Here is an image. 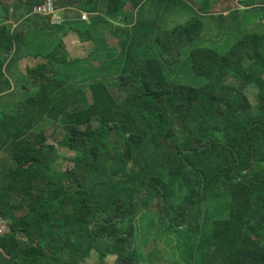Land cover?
<instances>
[{
	"label": "trees",
	"instance_id": "1",
	"mask_svg": "<svg viewBox=\"0 0 264 264\" xmlns=\"http://www.w3.org/2000/svg\"><path fill=\"white\" fill-rule=\"evenodd\" d=\"M42 2L0 0L11 10L0 19V97L12 90L10 62L34 43L44 58L27 69L18 104L0 113V215L10 225L0 264H83L93 254L115 264H264V32L224 55L192 50L200 87L175 84L164 70L202 34L198 17L157 36L158 57L129 45L113 78L108 55L95 73L76 71L97 77L72 80L69 65L79 61L55 34L66 21L35 31L36 42L8 22ZM124 2L58 6L80 9L79 18L104 6L114 19ZM59 147L74 152L65 170Z\"/></svg>",
	"mask_w": 264,
	"mask_h": 264
},
{
	"label": "rangeland",
	"instance_id": "2",
	"mask_svg": "<svg viewBox=\"0 0 264 264\" xmlns=\"http://www.w3.org/2000/svg\"><path fill=\"white\" fill-rule=\"evenodd\" d=\"M175 3L172 2V0H146L144 3H139L138 6H135L136 1L135 0H127V2H124L121 9V16H118L117 18H109L107 17L102 10L103 7H98V9H95L94 7L88 8V14L87 19L84 20L86 22L80 21V28H77L74 24H72L73 29L86 32L92 40L95 41V46H102L103 50L100 53L98 50H95L93 55H90V58L95 61V65L98 63V58L100 57H107L108 55H112L111 58L105 60L106 62L111 60V62L115 65H125L126 64V47L127 46H133L135 49V52H137V56H145V55H151L158 57L160 52L158 50V47L156 45V38L159 36L162 32L167 30H172L176 28L177 26L184 25L192 18L198 17L203 22V30L200 37H198L194 42L186 45L181 49V56L179 60L171 65L166 64L164 67L165 74L169 78V80L175 84L180 85H190L194 87H200L204 85L205 79L203 77L198 76L194 73L191 67L189 55L190 52L198 47H206L210 48L212 50H215L220 55L226 54L228 51L231 50V48L237 43L238 40H240L243 36H245L248 33H241V31H229V36H226V34L223 31H228L229 29L234 26L235 23L240 22L241 18H243V10H227L226 6H228V0H174ZM225 1V2H223ZM233 1V0H229ZM143 4V5H142ZM234 7H239L235 2L231 4ZM256 5H264V3L256 4ZM218 6V7H217ZM58 7V5H57ZM80 9H78L79 11ZM77 11V12H78ZM11 13V10H9L5 7L0 6V19L7 17ZM58 14L60 16L66 15L67 13L62 11L59 7ZM263 10L257 9L254 11V14H249V18L244 21V24H242L241 28H248L249 31H263L264 27L256 26L254 29L253 24L257 22L259 25L264 24V17L262 16ZM79 16V14H78ZM63 17V16H62ZM259 17H261L259 19ZM125 21V18L129 22V27L132 26L133 23H139L135 27V32L132 31V29H125V32L119 31V28L124 27L125 24L123 20ZM105 19V20H104ZM83 20V19H82ZM65 20L63 19L62 22ZM10 25H13V28H22L24 29V33L27 34L26 36L28 40H32L33 42H36L37 37L36 33L33 32L35 30V27H40L39 29L46 34L48 23L50 24V21L47 18L42 17V20H40L39 16L36 15H18L16 18H9L8 20ZM38 24V25H37ZM41 24V25H39ZM252 24V25H251ZM51 25V24H50ZM59 26V25H58ZM21 29V30H22ZM127 30V31H126ZM39 31V32H41ZM69 30H67L68 32ZM58 33V30H57ZM55 33L56 35H58ZM103 37L105 40L104 47L99 42L100 38ZM144 37L146 40L144 41ZM46 36H41L40 40L46 39ZM141 39L143 41L141 42ZM140 40V43H138ZM28 42V41H26ZM33 42H30L31 45ZM69 46L71 49L72 55H74V58H80L78 61L74 64H70L69 66L71 68V72L69 74V77H71L72 80L76 79H82V78H88V76H93L92 78L97 77V75H91L84 73L83 76L80 74L77 75V70H84L86 68L85 65L82 64V59L89 60L88 53L92 48V43L89 41L83 43L79 46V44L76 43V39H69ZM45 43V42H43ZM42 44V43H41ZM35 49L38 52V54L42 53V47L38 46V44H35ZM43 45V44H42ZM52 47V46H51ZM50 47V48H51ZM77 47H81L78 49ZM48 49V51L50 50ZM59 51H61V56L63 55L62 49L59 48ZM121 58L118 59L116 57L120 56ZM43 58V57H42ZM89 62V61H88ZM90 65V64H89ZM77 66V67H76ZM91 67V66H89ZM75 69V71H74ZM112 73H109L107 78L110 79L115 76L114 71H119L114 68L110 69ZM122 70V68H121ZM63 71H65L63 69ZM62 71V72H63ZM65 78V77H64ZM109 80V79H106ZM24 82V81H23ZM20 82L14 83L15 91L9 93H5L3 96L0 97V113L3 110H9L13 108L15 105L18 104V102L21 100V98L24 96V86L25 83ZM85 91L88 94V98L91 100V94L88 92V88L85 87ZM59 153L62 157L61 161L59 162V168L61 170H65L72 166V163L68 160L71 157L74 156V152L69 149H62L58 148ZM165 249L166 247L164 246ZM144 255L149 257L150 248L143 250ZM169 252V251H168ZM161 258L156 261L152 260V263L154 264H164L162 261L160 262ZM151 264V263H150ZM190 264V261L187 263Z\"/></svg>",
	"mask_w": 264,
	"mask_h": 264
},
{
	"label": "crops",
	"instance_id": "3",
	"mask_svg": "<svg viewBox=\"0 0 264 264\" xmlns=\"http://www.w3.org/2000/svg\"><path fill=\"white\" fill-rule=\"evenodd\" d=\"M225 2V1H223ZM228 2L230 3V6H232L231 4L233 2H235L239 7H232V9H237V10H240L242 11L243 10V14L246 15L244 16L243 18H241V23L238 22V23H235L234 26H232L231 29H229L228 31H223L226 36H229V31H236L239 30L241 31V33H251L253 31H249L248 28H241L242 24H244V21H246L250 16L249 14H254V11L257 10V9H262L263 10V13H264V5H256V4H261V3H264V0H233V1H229ZM227 2V3H228ZM60 7V6H58ZM93 7V6H92ZM218 7V6H217ZM229 7V6H226V8ZM60 9H62V11L64 10L65 13H67V16L64 14L62 15L64 20L66 21L65 23V26L63 28H61L60 30H58V35L59 37L61 38L62 42L64 43L65 45V51L66 53H68V58H71L72 60H79L80 58H74L75 56L72 55L71 53V49H70V46H69V39H73L75 38L76 39V43L80 45H82L83 43L89 41L90 43H92V48L89 52H87L89 55V60H84L82 59V64L86 66V70L88 73H95L96 71V68H99V65L97 63V65H95V61L92 60V58H90V55L95 52V47H94V44L91 40V38L89 39L88 36L84 37L82 35L79 34L80 31L78 30H75L73 29L72 27V24H74L77 28H80V21L81 22H86L84 20H82V15L83 14H88L89 11H86V10H82L80 11V18L78 17V8H75V7H60ZM227 11L224 12V14L226 13ZM264 17V14L262 15ZM261 17H259L260 19ZM120 21L123 20L122 18L119 19ZM124 24L125 26L124 27H121L123 31H125V29H127V26L130 25L129 22H127L126 20L124 21ZM128 23V24H127ZM38 25V24H37ZM41 25V24H39ZM134 25V23L132 24V26ZM252 25V24H251ZM254 26V29L256 28V26H260V27H264V24L263 25H259L257 24V22H255L253 24ZM40 27H35L33 30V32H39L41 31L39 29ZM67 30H69L67 32ZM82 32V31H81ZM78 49H80L81 47H77ZM38 52L36 51L35 48L29 50V52L23 56H20L17 61H12L10 62L9 66H8V71H7V74L9 76V79L12 83V90L10 92H8L9 94L11 92H14L15 91V86H14V83L17 82V83H20V82H23L24 81V76L26 74V71L27 69H30V68H33L35 67L36 65H38L41 61L44 60L43 55L42 54H38ZM89 61V62H88ZM90 64V65H89ZM107 65L105 66V69H104V73L107 74L109 71H110V68H118V65H115L113 64L112 62L111 63H106ZM91 66V67H89ZM118 70V69H116ZM116 72V71H115ZM119 72V71H118ZM116 262V257H113V256H109L107 257L104 261H101L98 256L96 254H93L85 263L83 264H115Z\"/></svg>",
	"mask_w": 264,
	"mask_h": 264
},
{
	"label": "built area",
	"instance_id": "4",
	"mask_svg": "<svg viewBox=\"0 0 264 264\" xmlns=\"http://www.w3.org/2000/svg\"><path fill=\"white\" fill-rule=\"evenodd\" d=\"M58 3L59 0H43L42 3L33 7L32 14L47 18L53 26L61 25L64 18L58 14ZM81 18L86 20L87 15L83 14ZM9 231L10 225L8 220L0 215V237L8 234ZM0 252H3L1 248Z\"/></svg>",
	"mask_w": 264,
	"mask_h": 264
}]
</instances>
